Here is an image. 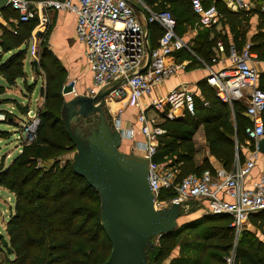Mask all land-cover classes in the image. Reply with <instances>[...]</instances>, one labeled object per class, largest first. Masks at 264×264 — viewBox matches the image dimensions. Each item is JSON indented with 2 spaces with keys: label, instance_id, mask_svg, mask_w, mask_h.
Segmentation results:
<instances>
[{
  "label": "trees",
  "instance_id": "16d2710c",
  "mask_svg": "<svg viewBox=\"0 0 264 264\" xmlns=\"http://www.w3.org/2000/svg\"><path fill=\"white\" fill-rule=\"evenodd\" d=\"M179 1L183 5L187 3V0H161V4H180ZM181 8L178 11L181 17H174L177 27L179 21H189L187 9ZM218 10L224 23L230 26H236L240 19L245 18L244 14L233 13L223 5ZM173 11L175 13L177 7H173ZM1 15L7 21L14 22L11 28L0 23V74L9 86H13L17 80L26 76V46L39 20L34 18L21 22L18 12L11 6ZM262 21L264 24V16ZM262 30L253 39L251 51L264 60V25ZM214 35L212 42L208 43L210 47L217 45L218 36L222 38L217 33ZM222 43L226 46V38ZM10 52V56L4 60V55ZM203 57L211 62L210 53ZM39 65L46 83L41 90L45 110L39 114L37 136L10 167L0 171V186L16 196L15 213L10 217L6 229L8 248L13 259L9 260L6 252V262L103 264L111 255L112 245L101 226L100 198L85 179L73 172L71 158H67L63 165L58 162L65 154L71 156L75 151L61 120L64 104L62 71L56 59L46 51ZM1 88L4 87L0 85ZM200 88L202 102L195 101L194 116L187 113L184 118L175 120L162 117L160 125L166 133L159 137L153 161L166 169H176V184L190 174L201 175L212 169L208 161L200 166L195 163L193 137L201 125L205 128L211 155L227 171L232 170L237 156L242 162V145L256 149L255 142L246 135V129L252 125L243 116L246 106L234 103L232 110L216 97L215 90L206 82ZM260 88L264 91L263 86ZM232 112L235 114V122ZM109 118L113 120L111 115ZM41 157L46 160L51 158L46 161L44 169L37 166V160ZM176 195L172 188L162 189L158 200L164 204ZM249 221L256 230H262L264 236V211L252 214ZM230 222V217L225 215H204L197 220L185 222L174 234L158 239L149 254L150 264H211L212 258L206 256V252L219 251L225 256L233 249L235 235ZM241 237L236 249L237 264H264V241L250 229H246ZM176 249L180 250V256L171 259ZM0 251L4 249L1 247Z\"/></svg>",
  "mask_w": 264,
  "mask_h": 264
},
{
  "label": "built area",
  "instance_id": "2783aa9c",
  "mask_svg": "<svg viewBox=\"0 0 264 264\" xmlns=\"http://www.w3.org/2000/svg\"><path fill=\"white\" fill-rule=\"evenodd\" d=\"M148 1L151 0H8V3L18 12L21 22L38 18V29L48 25L53 12L76 15L77 39L86 48V61L91 71V85L86 91L91 97L146 65L148 39L137 18V11L145 15L147 24L159 25L162 35L158 45L151 49L146 71L128 79L108 97V102L126 100L129 108H136L141 99L152 92L153 86L178 73L181 67L171 59L176 52L187 48L186 42L177 35V21L173 14L169 10H153ZM190 3L200 27L212 28L220 22L222 15L215 5L206 7L203 0H190ZM226 7L234 12L247 11L251 9V3L249 0H227ZM251 47L249 43L239 52L231 45L230 66L212 71L207 83L223 103L233 105L239 101L246 102L245 113L252 123L246 129V135L256 145L264 139V91L259 87V73L253 66L256 56ZM216 49L224 52L225 46L219 41ZM150 108H153L156 116L147 115L146 111ZM146 111L142 110L136 117L144 141L133 143L132 148L135 154L142 153L140 155L150 161L149 183L155 197L159 198L162 189L172 188L177 195L168 204L182 202L190 206L194 201H206L208 215L230 217L236 242L250 216L264 211V174L250 187L246 185L247 177L256 165L257 149L244 163L237 162L232 172L207 170L201 175L190 174L176 184L177 171L153 161L159 137L166 133L160 126L163 122L161 117L175 120L183 112L194 116V95L186 88H178L164 98L150 102ZM113 122L122 132L124 141L134 140L136 131L133 128L123 129L120 117ZM32 133L31 130V138ZM234 252L227 259V264H237Z\"/></svg>",
  "mask_w": 264,
  "mask_h": 264
},
{
  "label": "water",
  "instance_id": "95a60500",
  "mask_svg": "<svg viewBox=\"0 0 264 264\" xmlns=\"http://www.w3.org/2000/svg\"><path fill=\"white\" fill-rule=\"evenodd\" d=\"M8 7V0H0V14ZM146 47L147 60L142 69L105 87L96 96H88L86 91L77 93L74 83L62 90L61 120L75 148L71 168L98 194L101 226L112 245L111 255L103 264H150L155 239L174 234L191 211L187 203L159 202L149 183V159L122 150V132L109 118V95L134 75L146 71L151 58L148 40ZM33 64L37 71V62ZM256 149L264 155V139ZM0 244L12 255L1 234Z\"/></svg>",
  "mask_w": 264,
  "mask_h": 264
},
{
  "label": "crops",
  "instance_id": "0c3cea01",
  "mask_svg": "<svg viewBox=\"0 0 264 264\" xmlns=\"http://www.w3.org/2000/svg\"><path fill=\"white\" fill-rule=\"evenodd\" d=\"M210 1H212V4H209ZM226 1L227 0H203V4H204V6L215 5L216 7L218 6V8H219V6H221V5L226 7ZM249 1L251 3V9H249L247 11L234 12V11L230 10L233 13H240V14L242 13L245 15L244 16L245 18L240 19L239 23L236 26L235 25L230 26V25L224 23L223 16H221L220 22L217 25H215V27H212V28L200 27L199 29H189L188 24H187L189 22L188 20H187V22L185 20L178 22L177 35L181 39H183V41L186 42L187 48L183 49L180 52H176L173 55V58L171 60H173V62H175L177 65H179L181 67L180 70L174 76H171V77L167 78L165 81H163V83L153 86L152 92L148 96H145L144 98L141 99V101L139 103V107L129 108L127 106V104L124 103L126 106V110H124L125 112H123V114L121 115L122 117H120L123 129L127 130V129H129V127H131V125L135 124L134 129L136 131L134 140L127 142V143L131 144L130 146H132L133 143H137V142L139 143V142L144 141L142 135L139 133V125L136 122V117L142 110L146 111L150 102L157 100V99L159 100L161 98H164L166 95H168L169 93H171L172 91H174L178 88L188 89V91L193 93L194 101L200 100L202 102V92H201L200 85L202 83H205V82L207 83V78L209 77V74L212 71H219L225 67L230 66L229 47L231 45H234L238 51H242L245 49V46L247 44H249V43L253 44V39L257 35H259V33L261 31H263L262 29H263L264 24H263L262 18L264 16V0H249ZM179 3L182 5L183 8L187 9L182 4L183 3L182 1H179ZM148 4L155 11H160L161 10L160 8L162 6L167 5V4H161V0H151V1H148ZM172 5H176V4H168L167 6L172 7ZM189 5L191 7L190 0H189ZM191 10H192V7H191ZM192 12H193V10H192ZM175 13H177V11H175ZM193 14L195 15L194 12H193ZM177 15H178V17H181L180 13H178ZM195 16L198 20V16L197 15H195ZM137 18L139 19V21L141 22L142 26L144 27V29L146 31L147 39H148L150 47L151 48L156 47L158 45L159 38L162 34L161 27L159 25L147 24L146 23V17L141 11H137ZM51 19H54V23H53V30L54 31L53 32L55 33L56 41L59 42L63 46V48L67 49L68 51H71L72 49H70L69 44H70V41L75 39L78 46H80V48L84 51V57L86 60V48L84 45H82L78 42L77 35H76V23H77L76 22V15L74 13L63 12V11L53 12L50 15V21H51ZM0 23L3 26H6L7 28H11L12 24L14 22L12 20L7 21L0 14ZM182 25L184 26V30L186 33L180 31V28ZM153 29H156V30L154 31ZM36 30H38V28H36L35 31ZM215 33L221 35V37H222V38H220V36H218L219 37L218 42L219 41L222 42V40L224 41V38H226V43H227L226 46H228V48H226V46H225L224 52H218L216 49L217 45L212 46V47L208 46V43L212 42V39L214 38ZM155 37L157 39L154 41ZM73 50L71 51V53L73 52ZM1 52H2V50L0 47V53ZM205 52L211 54V57H210L211 62H208V60H206L203 57L206 54ZM252 52L256 56V59L253 60V66L255 67L257 72L259 73V86L264 87V60L260 59L258 57L257 53L254 52L253 50H252ZM11 53L12 52H10L9 54H5L3 59L6 60L10 56ZM214 59L216 61H214ZM86 65H87V72L89 74L88 86L86 87V89L79 88V90H81V91H83V89L87 91L91 85V71H90V68L87 64V61H86ZM25 73H26V71H25ZM22 79H24V78L17 80V82L15 84V87H17V88L15 89V88H12L13 86H9L7 84L5 78L0 74V85L2 87L15 89L18 91V94H20V91H22V90H21V86L19 85V83ZM207 85L210 86L208 83H207ZM15 90L14 91H11V90L7 91L8 95H7V97H5V100L8 101L9 99H11V103L7 102V104L4 107H0V108H2L0 110L12 112L20 104H23L25 106V102H24L25 100L23 99L24 100L23 101V100L19 99L17 97L18 95L14 96V97H10L11 93L15 94ZM235 103H242L244 106H246V102H244V101H242V102L239 101V102H235ZM203 104H204V106H208L207 103H203ZM227 105L233 110L234 104L233 105L227 104ZM146 113L148 116H156V112L153 110V108L148 109V111H146ZM232 113H233L232 119H233V122H235V114H234V112H232ZM186 114L187 113L183 112V114H181V117L179 119L184 118V116ZM123 115H124V118H123ZM243 116L246 117L249 121H251L250 118L246 115L245 111L243 113ZM161 122H162V120H161ZM193 142H194L195 148H196V155H195L196 165L200 166L205 161H208V163L210 164V167L212 168L211 171H216V170L227 171L211 155L210 148L208 146L207 139L205 136V128L203 125H201L197 129V131L193 137ZM255 152H256V149L252 150L248 145H245V146L242 145L241 146L242 162L243 161L245 162L246 160H248L251 156H253V154H255ZM237 162L242 163L239 160V156H237L232 170L227 171V172L234 171ZM168 169L172 170V171H176V169H171V168H168ZM262 174H264V155H262L261 153L258 152L256 165L246 180L247 187H250L251 184L254 181L258 180ZM2 192L8 194L7 202L8 203L10 202V204H8L5 200L0 199V225L6 231L10 216H12L15 212L16 197L14 194L10 193L7 189L0 186V193H2ZM201 203L203 205L201 207V210H198V208L194 209L192 207L193 206L192 204L189 206L191 209L190 212L195 213V215L197 217V218L194 217L195 220H197V219H199L205 215L203 213V211H205V213L207 214V211H206L207 210V202L201 201ZM3 205L4 206L6 205L7 208H4V209L1 208V207H3ZM198 214H200V215H198ZM202 214H204V215H202ZM194 218H192V219H194ZM246 225H247V228H249L252 225V223L249 221ZM0 233L3 234L2 231H0ZM6 234H7V232H6ZM8 259L12 260L13 256L9 255Z\"/></svg>",
  "mask_w": 264,
  "mask_h": 264
},
{
  "label": "rangeland",
  "instance_id": "374dc122",
  "mask_svg": "<svg viewBox=\"0 0 264 264\" xmlns=\"http://www.w3.org/2000/svg\"><path fill=\"white\" fill-rule=\"evenodd\" d=\"M209 4H212V1L209 2ZM173 7H177V13H174ZM182 5L176 4L171 6L164 5L160 9L161 10H169L173 16L178 19V11L181 8ZM184 7L187 8V17H189L188 28L189 29H199L200 25H198V21L196 16L193 14L191 7L189 5V0H187V3L184 4ZM53 23L54 19H51V21L48 23V25L41 27L38 30H34L31 39L29 40L27 46H26V57H25V65L24 70L26 71V76L24 79H22L19 83L21 86L20 94H18V91L15 90L17 87L13 85L12 88H1L0 89V107H4L7 102L11 103V99L8 101L5 100V97H7V91L15 90V94L11 93L10 97H14L18 95L17 97L25 102V106L23 104L18 105L12 112L0 110V171L4 168L10 167L14 160L18 158L21 154L24 153L27 146H29L31 143L34 142L36 136H37V129L40 124L39 114L40 112L45 110V100L42 97L41 90L45 87L46 79L43 71L40 69V60L42 58V55L44 51L48 52L49 56L56 59L63 76V82H62V89L70 84L74 83L76 86V90L79 88H84L88 86V79L89 74L87 72V65L86 60L84 57V51L78 46L75 39L70 41V49H74L73 52L68 51L67 49L63 48V46L56 41L55 33L53 32ZM180 31L185 32L184 26L182 25L180 28ZM37 62V71H35V66L33 62ZM42 88V89H41ZM77 91V93H82L86 90ZM71 96L66 97L67 99L71 98ZM20 100V101H21ZM126 100L122 102H114L110 101L108 104V110L113 118L115 120L117 117H122L121 115L124 110H126L125 104ZM124 105V106H123ZM2 109V108H0ZM124 118V115H123ZM37 121H39L37 123ZM134 123V122H133ZM135 124L131 125L130 128H135ZM33 131L32 138L29 137L30 131ZM135 130V129H134ZM130 142L129 140H125L123 142L122 150L129 154H134L133 146H130L131 144L127 143ZM130 146V147H129ZM139 153V152H138ZM142 155V153L136 154V155ZM140 155V156H141ZM71 158L70 154H65V157L60 159L58 162L61 163V165L64 164L66 159ZM51 159V158H49ZM49 159H44L41 157L37 160V166L38 168L44 169L46 161ZM16 197V196H15ZM8 194L7 193H0V199L5 200L7 202ZM8 203V202H7ZM167 203V202H165ZM194 203V204H193ZM10 204V202L8 203ZM7 204V205H8ZM16 204V202H15ZM192 207L194 209L201 210V207L203 206L201 202L194 201L192 202ZM1 208H7L6 205ZM15 213V212H14ZM205 215H208L203 211ZM202 214V215H204ZM12 215V214H11ZM200 215V214H198ZM11 217V216H10ZM196 215L195 213H188L184 218L185 221H193L195 220ZM194 218V219H192ZM197 218V217H196ZM201 227H199L200 229ZM198 229V230H199ZM246 229H250L257 233V237L264 241L263 231L258 229L256 230V227L251 225L249 228H247V225L245 227V230L241 233L238 240L234 241L233 249L226 254L225 256L220 253L219 251L210 250L206 252V256L208 255L210 258L211 264H227V259L231 257L233 251L234 255L236 257V249L239 245V240L242 238L241 236L246 231ZM0 231H2L3 237L5 239H9L8 235L6 234V231L1 227L0 225ZM155 244L158 243V239H155ZM1 248V244H0ZM6 251H0V264H7L6 262ZM9 255V254H8ZM180 256V250L176 249L173 252V258H178ZM205 257V256H204ZM222 259H224L222 261Z\"/></svg>",
  "mask_w": 264,
  "mask_h": 264
}]
</instances>
